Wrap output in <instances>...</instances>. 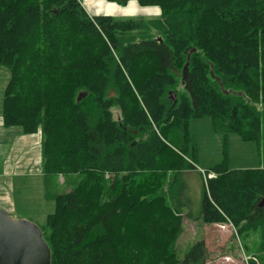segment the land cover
<instances>
[{
	"label": "trees",
	"instance_id": "trees-1",
	"mask_svg": "<svg viewBox=\"0 0 264 264\" xmlns=\"http://www.w3.org/2000/svg\"><path fill=\"white\" fill-rule=\"evenodd\" d=\"M107 1L160 14L118 19L90 16L78 0H0L3 123L42 133L51 264H205L203 241L181 257L184 210L168 197L197 169L194 119L264 153V0ZM209 172L194 218L229 219L244 240L259 234L243 250L248 264H264V165L233 170L224 160ZM60 177L69 191L58 192Z\"/></svg>",
	"mask_w": 264,
	"mask_h": 264
},
{
	"label": "rangeland",
	"instance_id": "rangeland-1",
	"mask_svg": "<svg viewBox=\"0 0 264 264\" xmlns=\"http://www.w3.org/2000/svg\"><path fill=\"white\" fill-rule=\"evenodd\" d=\"M78 1L90 16H95L92 11H88V7L83 5L82 0ZM132 2L129 3L130 5L126 9L119 8V10H123L122 12H112V16L118 19L157 16L133 10L134 3L137 5L138 3L136 1ZM145 10L152 9L139 7V11ZM102 15L107 14L103 13ZM1 75H8L9 77L8 70L5 68L0 69ZM115 116L118 117L117 110H115ZM190 130L197 143V169L184 172L168 197L171 205L176 206L178 201V205L184 210L182 213L183 232L177 243L178 251L182 257L184 252L193 244L203 241L207 249L205 264H248L250 255L243 250V243L246 241L254 249L255 243L258 245L261 241L259 234H248L247 240H244L238 228L229 219L226 223L205 224L201 219L194 217H198L201 210L203 178L206 183V178L216 175L209 172L207 177H204L206 171L224 160L229 168L233 170L258 168L264 165V153L259 150L255 142L245 141L237 133L223 135L216 132L213 128L212 119L209 117L192 120ZM63 181V178L60 177L57 188L59 193L71 189ZM28 183L27 186H23L22 192L16 189L13 196L15 208L9 210L8 213L14 219L28 220L40 228H45L48 214L55 211V203L45 196V186L42 178H34ZM180 187L181 192L177 197L175 190ZM53 188L54 186L51 184L52 191Z\"/></svg>",
	"mask_w": 264,
	"mask_h": 264
},
{
	"label": "crops",
	"instance_id": "crops-1",
	"mask_svg": "<svg viewBox=\"0 0 264 264\" xmlns=\"http://www.w3.org/2000/svg\"><path fill=\"white\" fill-rule=\"evenodd\" d=\"M82 3L94 15L105 13L111 16L112 12H122L119 8L126 9L130 5L123 7L106 0H82ZM139 7L134 3L132 9L139 13L160 14L158 7H141L152 9L145 11H139ZM8 80V75L0 76V208L7 212L15 208L13 196L16 189L22 192L23 186L34 178L44 180L41 131L28 135L21 127H6L3 123V97Z\"/></svg>",
	"mask_w": 264,
	"mask_h": 264
},
{
	"label": "water",
	"instance_id": "water-1",
	"mask_svg": "<svg viewBox=\"0 0 264 264\" xmlns=\"http://www.w3.org/2000/svg\"><path fill=\"white\" fill-rule=\"evenodd\" d=\"M211 75L220 82L212 68ZM86 95L87 92H80L77 101ZM171 96L176 103V97ZM261 205H264V198ZM51 259L52 252L42 229L31 221L14 219L0 208V264H51Z\"/></svg>",
	"mask_w": 264,
	"mask_h": 264
},
{
	"label": "built area",
	"instance_id": "built-area-1",
	"mask_svg": "<svg viewBox=\"0 0 264 264\" xmlns=\"http://www.w3.org/2000/svg\"><path fill=\"white\" fill-rule=\"evenodd\" d=\"M212 177V176H211Z\"/></svg>",
	"mask_w": 264,
	"mask_h": 264
}]
</instances>
